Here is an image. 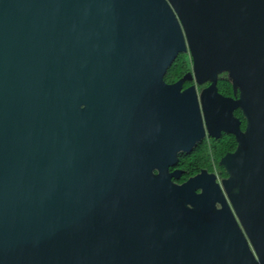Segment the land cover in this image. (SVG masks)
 <instances>
[{
	"label": "water",
	"instance_id": "1",
	"mask_svg": "<svg viewBox=\"0 0 264 264\" xmlns=\"http://www.w3.org/2000/svg\"><path fill=\"white\" fill-rule=\"evenodd\" d=\"M201 107L238 147L177 185ZM0 264H264V0H0Z\"/></svg>",
	"mask_w": 264,
	"mask_h": 264
},
{
	"label": "flooded vegetation",
	"instance_id": "2",
	"mask_svg": "<svg viewBox=\"0 0 264 264\" xmlns=\"http://www.w3.org/2000/svg\"><path fill=\"white\" fill-rule=\"evenodd\" d=\"M188 55L189 54H180L176 59L184 63L180 76L171 79L169 77L170 67L164 76V81L169 85H173L187 76L186 80L182 83L181 92L193 87L200 101L201 92L210 87L212 82H206L204 84L198 83L194 74L191 59ZM216 87L217 93L221 97L233 100L239 99L240 93L239 91L235 93L227 73H223L218 76ZM233 115L235 119H237V129L239 128L242 132H245L247 124L241 110H233ZM201 119L203 127V136L201 140L196 142V144L190 149V152L181 151L178 154V160L176 163L169 168L170 174L176 173L178 176H173L171 178L177 185L184 184L190 178L197 176L202 171H206L208 174H216L217 182L219 183L222 179L227 178V174L219 164L224 156L236 151L238 147L236 137L231 133L220 131L221 126L218 124H215L211 131H209L206 127L202 107ZM193 165H198L199 171L195 174H190L191 167ZM201 192V190H197L196 194H201ZM224 195L226 196L225 193ZM216 208L218 210L222 208L220 202L216 203Z\"/></svg>",
	"mask_w": 264,
	"mask_h": 264
},
{
	"label": "trees",
	"instance_id": "3",
	"mask_svg": "<svg viewBox=\"0 0 264 264\" xmlns=\"http://www.w3.org/2000/svg\"><path fill=\"white\" fill-rule=\"evenodd\" d=\"M183 62L182 61H180V60H176L173 64H172V66H171V68H170V78L172 79V78H176L177 76H180V74H181V72H182V68H183ZM199 171V167H198V165H193L192 167H191V171H190V174H195L196 172H198Z\"/></svg>",
	"mask_w": 264,
	"mask_h": 264
},
{
	"label": "rangeland",
	"instance_id": "4",
	"mask_svg": "<svg viewBox=\"0 0 264 264\" xmlns=\"http://www.w3.org/2000/svg\"><path fill=\"white\" fill-rule=\"evenodd\" d=\"M189 57V56H188ZM189 59V58H188Z\"/></svg>",
	"mask_w": 264,
	"mask_h": 264
}]
</instances>
